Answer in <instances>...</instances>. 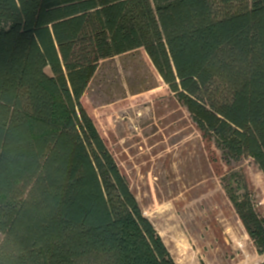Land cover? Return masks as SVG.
Listing matches in <instances>:
<instances>
[{"label":"trees","instance_id":"16d2710c","mask_svg":"<svg viewBox=\"0 0 264 264\" xmlns=\"http://www.w3.org/2000/svg\"><path fill=\"white\" fill-rule=\"evenodd\" d=\"M142 48L264 254L233 170L264 175V0H0V264H177L82 104L100 61Z\"/></svg>","mask_w":264,"mask_h":264},{"label":"rangeland","instance_id":"374dc122","mask_svg":"<svg viewBox=\"0 0 264 264\" xmlns=\"http://www.w3.org/2000/svg\"><path fill=\"white\" fill-rule=\"evenodd\" d=\"M93 75L82 104L176 263L264 264L230 201L231 167L202 141L145 49L100 61ZM237 164L264 217L262 170L250 157Z\"/></svg>","mask_w":264,"mask_h":264}]
</instances>
